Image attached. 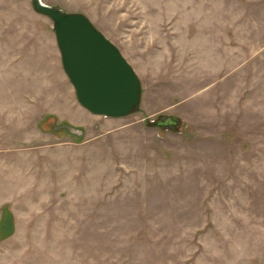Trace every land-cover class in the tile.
<instances>
[{"label": "rangeland", "instance_id": "374dc122", "mask_svg": "<svg viewBox=\"0 0 264 264\" xmlns=\"http://www.w3.org/2000/svg\"><path fill=\"white\" fill-rule=\"evenodd\" d=\"M43 2L86 15L141 99L92 115L53 21L0 0V264H264V0Z\"/></svg>", "mask_w": 264, "mask_h": 264}, {"label": "water", "instance_id": "95a60500", "mask_svg": "<svg viewBox=\"0 0 264 264\" xmlns=\"http://www.w3.org/2000/svg\"><path fill=\"white\" fill-rule=\"evenodd\" d=\"M34 9L53 21L64 70L81 106L94 115L122 118L136 109L141 86L135 69L82 13H69L43 0H32ZM166 119L160 125H172Z\"/></svg>", "mask_w": 264, "mask_h": 264}, {"label": "crops", "instance_id": "0c3cea01", "mask_svg": "<svg viewBox=\"0 0 264 264\" xmlns=\"http://www.w3.org/2000/svg\"><path fill=\"white\" fill-rule=\"evenodd\" d=\"M87 110V109H86ZM91 113V112H90ZM92 114V113H91ZM92 115H94V114H92ZM94 116H97V115H94ZM97 117H101V116H97ZM108 118V117H107Z\"/></svg>", "mask_w": 264, "mask_h": 264}]
</instances>
